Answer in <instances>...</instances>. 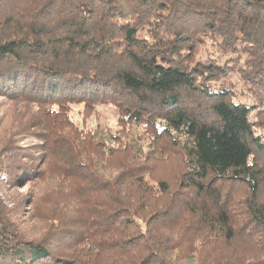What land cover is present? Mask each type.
Listing matches in <instances>:
<instances>
[{
  "label": "trees",
  "instance_id": "1",
  "mask_svg": "<svg viewBox=\"0 0 264 264\" xmlns=\"http://www.w3.org/2000/svg\"><path fill=\"white\" fill-rule=\"evenodd\" d=\"M0 97V264H264V0H0Z\"/></svg>",
  "mask_w": 264,
  "mask_h": 264
},
{
  "label": "rangeland",
  "instance_id": "2",
  "mask_svg": "<svg viewBox=\"0 0 264 264\" xmlns=\"http://www.w3.org/2000/svg\"><path fill=\"white\" fill-rule=\"evenodd\" d=\"M232 80L237 83L236 90L239 95L238 98H240V101H248L253 103L254 100L251 97H248V91L246 87H244L241 83H238L237 79L234 77ZM25 105L24 104H15L12 102H9L5 98L0 97V129H1V136L0 141L3 142L5 136L9 134L11 131L15 130L12 129L18 125H20L21 120H25L27 117V111L24 110ZM30 109V108H29ZM30 116H32V113L28 112ZM71 119L73 122L80 128L81 132L88 133L91 130H99L104 129L103 131L105 133H114L119 134L117 131V117L113 113L112 108L104 107H98L96 109H88L81 106H77L72 108V111L70 113ZM17 127V128H18ZM4 131H7L6 133H3ZM18 137H16L17 145H19L21 148H29L31 146H35L36 144H39V138L42 136H37L36 134L29 131L28 133L19 130ZM138 132L134 129L133 135H138ZM123 135V134H122ZM175 165V164H174ZM165 171V169H163ZM49 176V173L47 174V178ZM4 177L0 176V181L3 180ZM3 185L4 189V195L8 197V199L13 200V198H16L17 194H23V189H25L24 192H30L31 194H35L37 191L36 186H28V187H21L18 190H13L10 188H6ZM47 186L46 182L43 184V188ZM39 191V190H38ZM9 208H12V205L8 201ZM28 207L25 208V211L23 214H17V212H11L10 218L15 223V225H19V227L22 230H30L31 233H34L35 231H39L40 227L43 226L38 220L33 219L31 212L28 211ZM41 224V225H39Z\"/></svg>",
  "mask_w": 264,
  "mask_h": 264
}]
</instances>
